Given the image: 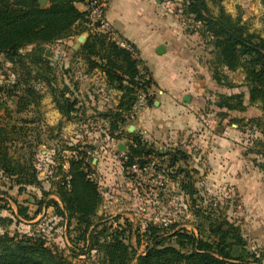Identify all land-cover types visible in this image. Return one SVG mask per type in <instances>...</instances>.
I'll use <instances>...</instances> for the list:
<instances>
[{"label": "trees", "instance_id": "1", "mask_svg": "<svg viewBox=\"0 0 264 264\" xmlns=\"http://www.w3.org/2000/svg\"><path fill=\"white\" fill-rule=\"evenodd\" d=\"M185 14L201 25L199 29L203 37L209 39L214 50V59L209 63L214 69V81L228 89L238 88L227 73L241 72L244 82L241 86L248 89L249 103L258 106L262 117L248 121L254 124L264 137V37L252 32L241 17L234 18L224 6V0H215L217 13H212L206 0H183ZM91 0H49L46 9H41L39 0H0V72L5 63L12 68L23 69L13 81L10 88L0 86V109L7 108V101L1 103L2 95L11 98L18 94V113L32 104L39 106L41 95L31 82L46 83L53 95V102L66 121H74L78 113L79 102L72 101L67 93L72 94L69 87L60 91L56 88L54 78L46 75L52 70L48 58L47 47L69 39L74 35L89 32L86 43L74 57H81L90 64L91 70L99 69L107 78L111 89L122 93L116 109L100 113L102 119L110 124V139L120 141L129 139L132 144L125 154L124 166L130 171L134 164L148 166L147 160L155 154V150L138 134H130L124 126L130 119V113L137 101L139 84L138 66L142 63L134 57L133 52L120 47L103 33L92 32L89 11H80L79 4L89 6ZM264 5V0H262ZM137 52L134 45L128 43ZM48 58V59H47ZM39 70L31 75L30 67ZM145 71L150 75L149 70ZM17 74V71L15 72ZM151 81L152 77H151ZM149 85V82L146 83ZM21 90V91H20ZM217 109L227 113L220 116L225 119L229 112H244L247 109L245 94L219 95L215 105ZM261 119V123L258 120ZM244 120L237 123L244 128ZM243 124V126L241 125ZM27 129L17 128L4 122L0 117V177L7 178L19 187L22 194L28 187H41L39 171L34 165L35 155L29 158H16L12 149ZM261 145L264 146L263 140ZM91 150H95L90 146ZM89 149L84 147H68L64 151L74 152L58 166L60 179L55 183V195L58 200H50L48 207L66 219L67 226H74L77 247L84 245L82 255L96 252L99 264H255L259 263L255 253L247 248L240 225L232 222L226 211L220 207L209 209L197 203L198 191L193 183L184 185L190 197L196 218L194 231L176 230L174 226L149 224L143 233L134 229L131 220L122 217L112 219L96 218L102 207L104 198L99 183L95 181V167L90 164ZM183 159L185 153L178 152ZM179 156L172 158L171 166L175 167ZM125 161V160H124ZM188 171L179 169L178 174ZM45 195H49L46 193ZM41 205V204H39ZM19 207V206H18ZM39 212V211H38ZM18 216L29 219L27 208L19 207ZM114 223V224H113ZM136 230L137 244L145 242V250L139 254L138 248L131 243ZM78 256L76 252L73 253ZM0 264H73L62 251L51 249L42 236L9 235L0 236Z\"/></svg>", "mask_w": 264, "mask_h": 264}, {"label": "rangeland", "instance_id": "2", "mask_svg": "<svg viewBox=\"0 0 264 264\" xmlns=\"http://www.w3.org/2000/svg\"><path fill=\"white\" fill-rule=\"evenodd\" d=\"M156 1L160 8L164 9L165 23L169 24L176 33L178 44L192 52L196 62H200L205 70L214 71L209 65L215 57L214 47L200 32L201 25L194 21L192 16L185 14L184 1ZM214 1L206 0L207 6L215 14L217 9L213 5ZM108 2L109 0L107 4ZM146 3V0H119L112 3L111 9L114 13L124 11L130 31L141 30L144 12H148L144 10ZM223 6L234 18L241 17L242 22L247 24L252 32L264 37L262 0H224ZM88 27L92 32L105 34L91 22ZM83 35L87 36V41L89 32L74 35L46 48L52 67L46 75L54 78L53 81H56L54 85L60 91L69 87L72 94L67 93V97L79 102L74 121H66L61 117L46 83L31 82L43 97L39 100V106H35L34 103L21 113L17 112L18 94H14L11 98L2 95L1 103L7 101V108L0 109V117L10 125L27 129L24 135L17 136L18 141L21 142H17L12 153L16 158L26 159L31 154L35 155L34 165L39 171L42 184L41 187H28L20 194L19 187L7 178L0 177V236L14 237L16 234L42 236L51 249L62 251L73 264H99L96 252L82 255L80 251L84 245L80 244L77 247L78 244L72 242L76 235L74 226L68 227L66 219L60 217L55 208L48 207L50 200H58L54 193L55 183L60 179L57 175H59L58 166L61 159L66 161L67 158L74 156V152H63V150L78 146L89 149L93 146L95 150L89 149L88 157L90 164L95 167V181L99 183L104 198L96 218L97 223L101 218L108 219L112 223V219L124 217L121 223L124 225L125 220H132L134 229L139 230V233H143L149 224L174 226L177 231L181 229L194 231L197 221L193 215L194 205L183 188V184L193 183L198 191L196 204L209 209L218 207L224 209L229 219L240 225L247 248L256 254L259 259L258 264H264V146L260 144V140H263L264 144V137L255 123L247 125L244 120V125H247L245 136L241 137V141H236L234 148L238 151L237 156L247 159L244 160L245 166L241 171H247L254 166L259 169L258 191L254 189L253 192H243V187L238 186V190L232 187L233 182H239L238 179L208 178V174L213 173L215 176L220 173L219 170H215L214 160L220 159L215 155L224 147L216 146L217 141H156L155 143L145 141L155 150V154L147 158L150 161L149 165L155 167L154 178L157 174L163 173L167 176V181L163 186H136L134 176L124 166L126 162L124 157L129 152L132 141L127 138L120 141L110 139V124L100 116V113L109 109H116L122 93L108 86L107 78L102 71L91 70L87 61L81 57H74V52L79 51L86 43L85 41L81 44L78 50L74 49L78 39ZM105 35L110 39L107 34ZM132 52L136 57L137 52L134 50ZM178 54L182 56L183 52ZM184 60L187 64L194 63L191 60L188 62L186 58ZM154 68V65H151V69ZM15 70L17 74L13 73ZM15 70L10 63L3 65V70L0 72V86L10 88L11 83L18 78L16 75L23 73V69ZM39 70L35 66L30 67L33 76ZM227 74L238 84L244 82L241 72ZM155 98L156 96L149 99V104ZM251 111L253 116L261 112L258 106ZM135 113L133 107L130 119L124 126L125 130L132 121L134 122ZM217 117L218 114H210L212 125L219 124ZM258 122L261 123V119ZM119 144L125 145L127 150L119 151ZM226 145L228 149L229 145ZM178 152L185 153L187 158H181ZM175 156H179L180 160L175 167H172L171 161ZM97 162L106 165L107 174H102L96 169ZM217 166L219 169L220 166L222 167L221 164ZM179 169L188 171L190 177H186L187 173L178 174ZM244 174L242 172V177ZM249 180L250 178L243 179L247 185L250 183ZM254 180L255 178H252V181ZM246 188L250 190L249 186ZM46 193L49 195H45ZM18 206L28 209L29 219L18 216ZM136 230L133 232L131 243L138 248L139 254H142L145 250V242L141 241L140 246L137 244ZM74 252L78 254L77 257L73 255Z\"/></svg>", "mask_w": 264, "mask_h": 264}, {"label": "crops", "instance_id": "3", "mask_svg": "<svg viewBox=\"0 0 264 264\" xmlns=\"http://www.w3.org/2000/svg\"><path fill=\"white\" fill-rule=\"evenodd\" d=\"M115 1L119 0H109L105 18L121 39L135 46L138 57L150 71L153 83L158 88L156 98L148 107L135 114L134 122L132 121L126 128L127 132L134 126V132H129L130 134H138L144 141L154 143L156 141H217L216 146L224 147L215 155L220 159L214 160L215 170H219L220 173L215 176L213 173L208 174V178L238 179L239 182H233L232 187H236L237 190L238 186L243 187V192H253L254 189L258 191L259 169L254 166L251 169L246 167L247 171H241L245 166L244 160L247 159L237 156L238 151L234 148L236 141H241V137L245 136L244 131L247 128L244 127L245 130L240 128L237 121L248 122L263 115L262 112L256 116L252 115L251 110L256 105H250L248 89L241 86L243 82L238 84L233 81L240 85L235 89L219 86L213 79L216 71L205 70L200 62H196L192 52L178 44V37L170 25L165 23L164 9L160 8L156 0H146L147 5L144 10L148 12H144L143 25L141 30L134 31H130L124 11L116 13L112 11L111 5ZM77 7L80 11L88 9L86 5L81 4ZM160 48H164L165 52L163 53ZM178 52H183L182 56ZM185 58L188 62L191 60L194 63L187 64ZM151 65H154V70L151 69ZM241 93L245 94L246 111L229 112L228 117L223 119L220 114L227 112L215 106L219 101V95ZM214 113L218 114L217 118H219V124L216 126L212 125L213 120L210 119V114ZM226 144L229 145L228 149ZM217 164H221L222 167L220 166L219 169ZM96 169L102 174L108 173L106 165L102 163L97 162ZM242 172L245 173L244 177ZM242 178H250V183L247 185ZM252 178L255 180L252 181ZM247 186L250 190L246 188Z\"/></svg>", "mask_w": 264, "mask_h": 264}, {"label": "built area", "instance_id": "4", "mask_svg": "<svg viewBox=\"0 0 264 264\" xmlns=\"http://www.w3.org/2000/svg\"><path fill=\"white\" fill-rule=\"evenodd\" d=\"M108 0H91L88 11L89 19L93 25H96L98 29L103 31L109 36V38L119 45L122 48L133 51V49L128 45L126 41L121 39L118 34L113 30L112 25L105 18V9L107 6ZM136 57L138 55L136 54ZM138 59H140L138 57ZM145 65L142 62L139 66V75L136 78L137 83L139 84V91L137 95V101L134 106L136 113L145 109L149 105V99L154 98L158 94V88L151 81V76L148 75L145 71ZM149 82V85L146 84ZM135 113V114H136ZM130 171L135 179V185L138 187L153 186L159 185L163 186L167 181V176L163 173L157 174V177L154 178L156 173L154 165H148L142 167L139 164H134Z\"/></svg>", "mask_w": 264, "mask_h": 264}, {"label": "water", "instance_id": "5", "mask_svg": "<svg viewBox=\"0 0 264 264\" xmlns=\"http://www.w3.org/2000/svg\"><path fill=\"white\" fill-rule=\"evenodd\" d=\"M47 3H48V0H39V4L41 6V9H46L47 8ZM86 39H87V36L86 35L81 36L78 39V43L74 46V49L75 50H78L80 48V45L83 44V43H85ZM160 50L163 51V53L165 52V49L164 48H160ZM161 51H158V53L159 54H162ZM129 132L130 133L134 132V126H132L129 129ZM118 149L121 152H125L127 150V147L125 145H123V144H119Z\"/></svg>", "mask_w": 264, "mask_h": 264}]
</instances>
